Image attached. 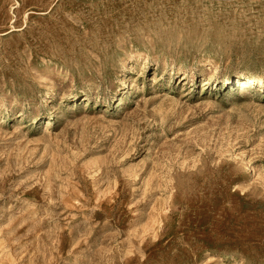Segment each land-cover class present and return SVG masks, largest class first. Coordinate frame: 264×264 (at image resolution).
I'll return each instance as SVG.
<instances>
[{"label": "rangeland", "instance_id": "obj_1", "mask_svg": "<svg viewBox=\"0 0 264 264\" xmlns=\"http://www.w3.org/2000/svg\"><path fill=\"white\" fill-rule=\"evenodd\" d=\"M0 264H264V0H0Z\"/></svg>", "mask_w": 264, "mask_h": 264}, {"label": "bare ground", "instance_id": "obj_2", "mask_svg": "<svg viewBox=\"0 0 264 264\" xmlns=\"http://www.w3.org/2000/svg\"><path fill=\"white\" fill-rule=\"evenodd\" d=\"M248 81V80H247ZM246 82V80H239L238 83Z\"/></svg>", "mask_w": 264, "mask_h": 264}]
</instances>
